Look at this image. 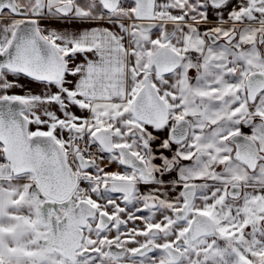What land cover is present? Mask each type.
Here are the masks:
<instances>
[{"label":"snow or ice","instance_id":"snow-or-ice-1","mask_svg":"<svg viewBox=\"0 0 264 264\" xmlns=\"http://www.w3.org/2000/svg\"><path fill=\"white\" fill-rule=\"evenodd\" d=\"M0 264H264V0H0Z\"/></svg>","mask_w":264,"mask_h":264},{"label":"crops","instance_id":"crops-1","mask_svg":"<svg viewBox=\"0 0 264 264\" xmlns=\"http://www.w3.org/2000/svg\"><path fill=\"white\" fill-rule=\"evenodd\" d=\"M54 27H57V28H74L76 27V25L72 24V23H58V24H54L52 25Z\"/></svg>","mask_w":264,"mask_h":264}]
</instances>
